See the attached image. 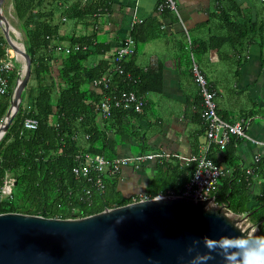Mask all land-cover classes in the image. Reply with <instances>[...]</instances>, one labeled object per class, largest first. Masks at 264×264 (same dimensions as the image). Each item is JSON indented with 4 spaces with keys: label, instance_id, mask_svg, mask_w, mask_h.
I'll list each match as a JSON object with an SVG mask.
<instances>
[{
    "label": "trees",
    "instance_id": "obj_1",
    "mask_svg": "<svg viewBox=\"0 0 264 264\" xmlns=\"http://www.w3.org/2000/svg\"><path fill=\"white\" fill-rule=\"evenodd\" d=\"M106 7L102 0H13L14 15L26 36V50L31 57L30 78L34 76L38 86L29 90L25 87L19 110L0 140V194L6 174L15 178L12 196L0 199V213L79 218L131 202L117 190L118 173L103 174L104 188L97 189L87 178L76 177L73 172L79 165L78 156L88 153L111 160L117 156L118 144L135 134L130 122L143 110L139 113L114 107L111 116L103 118L99 106L106 95L135 90L144 97L145 106V94L158 89L149 84L158 79L157 75L139 70L133 64L137 47L133 54L115 61L116 49L100 38L99 24ZM63 17L75 20V25L80 22L85 29L73 33L66 44L86 45L87 49L72 48L69 53H59L50 46L61 37L60 24L66 21ZM231 24L237 26L235 22ZM1 31L0 28V56H3L9 44ZM131 36L138 44L135 32ZM246 38L240 35L231 44L244 46ZM97 56L101 58L95 63L92 59ZM58 64L55 74L54 67ZM118 64L123 66V73L115 69ZM103 76L111 77L110 87H94L92 82ZM19 77L17 64L11 73L9 92L0 98V123L11 106ZM200 115L204 122L202 112ZM28 116L38 120L37 128H25L24 119ZM233 144L230 142L223 150L232 169L220 177L213 195L218 203L229 202L232 212L249 213V220L264 229V184L256 204H250L253 179L264 174V157L252 168L242 170L235 164ZM210 156L215 159L213 154ZM162 158L158 159V170L149 185V197L182 189L195 168L193 161L183 165ZM85 189L92 190L90 196L87 197Z\"/></svg>",
    "mask_w": 264,
    "mask_h": 264
},
{
    "label": "crops",
    "instance_id": "obj_2",
    "mask_svg": "<svg viewBox=\"0 0 264 264\" xmlns=\"http://www.w3.org/2000/svg\"><path fill=\"white\" fill-rule=\"evenodd\" d=\"M159 1L102 0L107 11L100 19V38L115 50L135 32L139 43L133 64L158 78L149 83L158 89L145 94L143 112L131 119L135 134L118 144L116 157L154 151L187 165L198 153L205 140V123L200 118L199 87L191 72L193 54L216 91L218 113L229 122H242L251 139L258 141L231 140L235 164L242 170L252 168L256 156L264 157V0H176L177 9L164 12L158 11ZM10 4L13 10V0ZM75 23L66 20L60 24L58 42L66 43L73 33L83 31L84 26ZM135 26L137 30H133ZM240 35L247 36L244 46L231 44ZM211 154L224 172H230L225 151L212 147ZM158 159L163 158L121 168L116 180L123 198L148 196ZM263 184L264 174L253 179L251 205L256 204Z\"/></svg>",
    "mask_w": 264,
    "mask_h": 264
},
{
    "label": "water",
    "instance_id": "obj_3",
    "mask_svg": "<svg viewBox=\"0 0 264 264\" xmlns=\"http://www.w3.org/2000/svg\"><path fill=\"white\" fill-rule=\"evenodd\" d=\"M0 0V25L9 45L25 61L20 82L0 125V140L22 102L31 76V57L11 39ZM166 195L141 199L79 218L23 212L0 213V264H182L193 238L247 231L257 223L227 201ZM216 264V262H210Z\"/></svg>",
    "mask_w": 264,
    "mask_h": 264
},
{
    "label": "built area",
    "instance_id": "obj_4",
    "mask_svg": "<svg viewBox=\"0 0 264 264\" xmlns=\"http://www.w3.org/2000/svg\"><path fill=\"white\" fill-rule=\"evenodd\" d=\"M83 1L86 2L91 0ZM159 2L158 11L160 12H164L168 8L172 10L177 9L176 0H160ZM63 20H66L65 17H63ZM50 46L54 47L55 51L59 53H69L72 48L73 50H79L81 48L87 49L86 45L81 46L80 44H74L73 46H69V44L58 41L52 43ZM136 47L137 44L133 37H126L115 51V61H120L126 56L133 54ZM20 59H22L21 69L23 70L25 66L24 58L12 48H7L5 54L0 56V98L6 96L9 92L11 73L16 68L17 64L20 63ZM191 59L193 78L199 87V92L202 98V118L206 125L205 140L199 147L198 153L189 159V161L195 162V168L190 180L181 190H168L166 193H160L156 197L178 195L187 198L207 199L214 196L213 192L216 190L219 179L223 175V169L210 157V149L212 147H217L220 150H224L234 137L251 139L242 122H229L218 114L217 103L215 100L216 92L209 84L193 54L191 55ZM115 69L120 73H123L122 65L118 64ZM22 70H20V75ZM18 82H20V79ZM110 83L111 77L103 76L95 79L92 82V85L97 88L102 86L104 88H109L111 85ZM144 101V97L139 95L135 90H124L119 93H114L112 96L106 95L101 101L99 109L103 118H109L114 107L132 109L135 112L140 113L143 110ZM5 120L6 116L4 122ZM1 124L3 123H0V125ZM24 126L28 129H35L38 126V120L28 116L24 119ZM251 140L258 143L255 139ZM78 157L79 165L73 168L75 176L87 178L88 181L95 185L93 187L103 189V174H117L123 166L127 165L139 167L146 160H152L159 157L162 158L163 154L151 151L131 157H115L111 160L101 155H92L88 153L84 154V156ZM259 159L260 156L255 157L257 162ZM14 185L15 178L10 173H7L1 187L0 199L11 197ZM93 187L91 186V188ZM91 192V189H85L87 197L90 196ZM146 198H148L146 195L134 197L131 202Z\"/></svg>",
    "mask_w": 264,
    "mask_h": 264
},
{
    "label": "clouds",
    "instance_id": "obj_5",
    "mask_svg": "<svg viewBox=\"0 0 264 264\" xmlns=\"http://www.w3.org/2000/svg\"><path fill=\"white\" fill-rule=\"evenodd\" d=\"M10 28L11 29L9 30V32H11L12 30L14 31V28L11 26V24H10ZM10 36H11V33H10ZM11 39L13 40V42L21 44V47L26 49L25 41L24 43H21L17 41L16 39H13L12 36H11ZM9 48H12V47L9 45ZM18 64H19L20 70H22L21 63H18ZM191 72H192V69H191ZM21 76H22V73L19 79H21ZM215 100H216V97H215ZM217 112H218V109H217ZM205 128H206V125H205ZM220 151H223V150H220ZM175 191H179V190H175ZM157 195L152 196V197L148 196V198H153V197H156ZM200 241L201 240L199 238H193L192 243L187 245L186 254L179 257L182 264H210V262H216V264H264V229H261L259 226H254L247 231H239V232L231 233V234L222 233L219 236L205 235L202 238V241H203L204 248L206 250H201V248L199 247Z\"/></svg>",
    "mask_w": 264,
    "mask_h": 264
},
{
    "label": "rangeland",
    "instance_id": "obj_6",
    "mask_svg": "<svg viewBox=\"0 0 264 264\" xmlns=\"http://www.w3.org/2000/svg\"><path fill=\"white\" fill-rule=\"evenodd\" d=\"M11 4H10V0H4L3 3H2V12H3V15L5 17V19L9 22V24H11V26L14 28V31L12 30L10 33H11V36L13 39H16L17 41L21 42V43H24L25 41V34L24 32L22 31L21 27H20V22L19 20L17 19V17H15V15L13 14V10L11 9ZM1 30H2V27L0 26ZM2 32V31H1ZM2 35L4 36V34L2 33ZM5 37V36H4ZM6 39V37H5ZM7 41V39H6ZM8 43V41H7ZM9 44V43H8ZM20 58V57H19ZM19 62L22 64V59L19 60ZM31 73H32V70H31ZM32 75V74H31ZM38 86V82L37 80L35 79V77L33 76V79L30 78L26 87L27 89L29 90L31 87H34V88H37ZM16 87V86H15ZM15 89V88H14ZM13 98V97H12ZM10 102V101H9ZM11 104V103H10ZM4 120L1 122L3 123Z\"/></svg>",
    "mask_w": 264,
    "mask_h": 264
},
{
    "label": "bare ground",
    "instance_id": "obj_7",
    "mask_svg": "<svg viewBox=\"0 0 264 264\" xmlns=\"http://www.w3.org/2000/svg\"><path fill=\"white\" fill-rule=\"evenodd\" d=\"M3 20H5L6 22H7V26H8V29H11L10 28V24L8 23V21L4 18ZM18 46H21V44H19V43H16Z\"/></svg>",
    "mask_w": 264,
    "mask_h": 264
}]
</instances>
